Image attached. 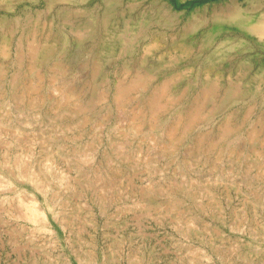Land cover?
<instances>
[{
  "label": "rangeland",
  "instance_id": "374dc122",
  "mask_svg": "<svg viewBox=\"0 0 264 264\" xmlns=\"http://www.w3.org/2000/svg\"><path fill=\"white\" fill-rule=\"evenodd\" d=\"M262 29L264 0H0V264H264Z\"/></svg>",
  "mask_w": 264,
  "mask_h": 264
},
{
  "label": "bare ground",
  "instance_id": "6f19581e",
  "mask_svg": "<svg viewBox=\"0 0 264 264\" xmlns=\"http://www.w3.org/2000/svg\"><path fill=\"white\" fill-rule=\"evenodd\" d=\"M263 35H264V29H262L261 31H260ZM260 33V34H261ZM138 87H139V85H137ZM121 87V86H120ZM126 87V86H125ZM133 87V86H132ZM124 88V87H123ZM127 88V87H126ZM130 88V87H129ZM134 88V87H133ZM132 90V89H131ZM127 91V89L124 91V93ZM126 94V93H125ZM122 97V89L121 88H119L118 89V93H117V99L119 98H121ZM120 100H122V98L120 99ZM120 102V101H119ZM151 105V104H150ZM155 106V105H154ZM158 109V108H157ZM162 109V108H161ZM153 113V112H152ZM155 113V112H154ZM135 119H137L138 118V116H135L134 117ZM198 118V117H197ZM176 120H174L175 122H174V124L173 125H171V126H169V127H166L165 128V132L168 134V135H174L175 133H177L178 131H179V129L182 127V128H184V130H183V132L184 133H189V132H187V131H189L190 129H192L193 128V125H194V120H192L193 121V123L191 122L189 125H186L185 123H184V117H183V115L181 114V116H179L178 118H175ZM141 120V119H140ZM198 120V119H197ZM196 120V121H197ZM186 121V120H185ZM136 122V121H135ZM229 130V128H227V130L226 131H228ZM204 136H206V135H200L199 137L200 138H202V137H204ZM205 140V139H204ZM206 142V141H205ZM116 175V174H115ZM117 177V176H116ZM112 179V178H111ZM254 203V202H253Z\"/></svg>",
  "mask_w": 264,
  "mask_h": 264
}]
</instances>
